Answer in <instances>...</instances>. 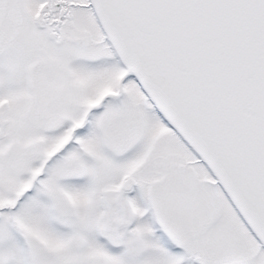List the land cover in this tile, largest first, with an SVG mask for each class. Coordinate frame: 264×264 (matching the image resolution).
Segmentation results:
<instances>
[{"label": "snow or ice", "instance_id": "obj_1", "mask_svg": "<svg viewBox=\"0 0 264 264\" xmlns=\"http://www.w3.org/2000/svg\"><path fill=\"white\" fill-rule=\"evenodd\" d=\"M0 264H264V0H0Z\"/></svg>", "mask_w": 264, "mask_h": 264}]
</instances>
